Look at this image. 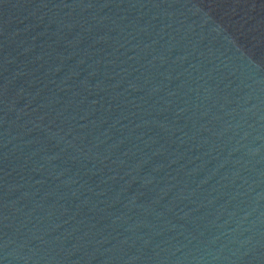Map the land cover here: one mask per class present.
Wrapping results in <instances>:
<instances>
[{
  "label": "water",
  "instance_id": "95a60500",
  "mask_svg": "<svg viewBox=\"0 0 264 264\" xmlns=\"http://www.w3.org/2000/svg\"><path fill=\"white\" fill-rule=\"evenodd\" d=\"M0 264H264V0H0Z\"/></svg>",
  "mask_w": 264,
  "mask_h": 264
}]
</instances>
